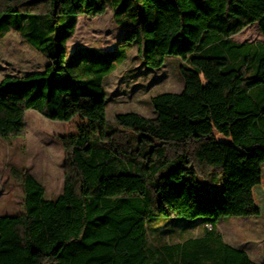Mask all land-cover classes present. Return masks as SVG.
Segmentation results:
<instances>
[{
  "label": "trees",
  "instance_id": "1",
  "mask_svg": "<svg viewBox=\"0 0 264 264\" xmlns=\"http://www.w3.org/2000/svg\"><path fill=\"white\" fill-rule=\"evenodd\" d=\"M110 6L130 29L125 47L81 50L71 62L77 18ZM67 16L76 18L69 33ZM253 24L264 36V0H0V40L17 32L47 61L1 80L0 138L24 136L31 110L84 121L60 138L64 188L54 200L28 170L12 171L23 212L0 215V264H159L148 222L173 216L201 217L206 232L163 247V264H256L218 231L227 152L264 160V42L233 40ZM129 48L151 69L179 58L185 86L152 99L155 118L128 112L111 122L105 81Z\"/></svg>",
  "mask_w": 264,
  "mask_h": 264
},
{
  "label": "rangeland",
  "instance_id": "2",
  "mask_svg": "<svg viewBox=\"0 0 264 264\" xmlns=\"http://www.w3.org/2000/svg\"><path fill=\"white\" fill-rule=\"evenodd\" d=\"M75 19L73 16L63 19L62 24L69 25L68 33L71 32ZM251 26L253 27L244 32L243 38L234 37V40L262 41L258 24ZM129 30L116 23L114 6L109 7L107 14L97 18L78 17L75 34L67 44L70 61H76L81 50H122L125 46H119L121 39ZM129 49V60L106 78L105 91L109 99L111 122L115 121L117 115L128 112L155 118L152 99L165 93H180L185 86L179 58L170 57L161 69H151L139 61L136 49ZM46 65L45 58L17 32H11L0 40V82L6 76L42 71ZM83 125L84 121L78 117L68 123L52 121L31 110L27 113V131L24 136L0 138V215L16 216L23 212V187L12 177L14 169L28 170L44 186L47 199L54 200L62 193L65 152L60 138L78 133ZM227 153L229 156L241 155L248 159L243 154L232 151ZM230 181L229 176L228 182ZM233 193L236 191L229 194V201ZM258 213L254 219L264 223V211L259 210ZM237 223L232 218L223 219L221 230L224 231L223 226L226 225L232 239L249 242L253 248L264 252V234L259 231L254 233L253 225L243 226ZM205 226L206 223L201 217L151 220L148 222V247L155 251L158 263L163 264V247L183 246L186 242L205 234ZM223 240H229L227 235ZM190 248L191 245H187V251ZM172 251L174 253L175 250ZM172 264L182 262L178 260Z\"/></svg>",
  "mask_w": 264,
  "mask_h": 264
},
{
  "label": "crops",
  "instance_id": "3",
  "mask_svg": "<svg viewBox=\"0 0 264 264\" xmlns=\"http://www.w3.org/2000/svg\"><path fill=\"white\" fill-rule=\"evenodd\" d=\"M252 27L253 26H250L249 28ZM244 32L234 37L243 38L244 36L242 35ZM262 38L263 40L259 42L263 43V34ZM247 42L248 41L242 39V41L237 43L244 44ZM229 176L231 178L230 183L228 182ZM234 190L236 193L232 194V199L229 201V194L235 192ZM226 191L227 210L223 219H235L238 225H253L254 233L259 231L264 234V223L257 222L254 219L256 215H259V210L264 211V160L261 152L256 153L252 157H248V159L241 155L229 156L227 153ZM222 220L218 224V231H221L220 234L222 233L221 235H223L224 239H226L227 235L229 240H226V243L238 250L246 252L254 263L264 264V252L258 251L255 247L253 248L249 242H240L232 239L226 225V227L223 226L224 231L221 230Z\"/></svg>",
  "mask_w": 264,
  "mask_h": 264
}]
</instances>
